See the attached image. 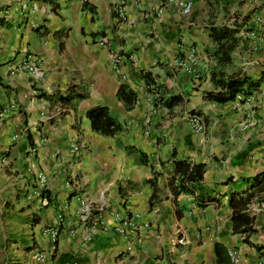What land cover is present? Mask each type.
I'll return each mask as SVG.
<instances>
[{
    "label": "crops",
    "instance_id": "obj_1",
    "mask_svg": "<svg viewBox=\"0 0 264 264\" xmlns=\"http://www.w3.org/2000/svg\"><path fill=\"white\" fill-rule=\"evenodd\" d=\"M164 1L0 0V264H58L64 254L77 264H229L228 251L264 264V201L249 206L246 243L228 205L264 173V0H179L187 14ZM234 18L237 43L219 67L209 29ZM109 50L128 62L113 69ZM28 55L41 60L38 80L11 71ZM220 68L260 83L250 104L204 100ZM97 106L120 124L115 135L92 130L86 113ZM174 161L205 166L193 193L171 190ZM208 197L216 202L202 206ZM121 219L134 230L118 233ZM45 228L57 230L54 252Z\"/></svg>",
    "mask_w": 264,
    "mask_h": 264
},
{
    "label": "trees",
    "instance_id": "obj_2",
    "mask_svg": "<svg viewBox=\"0 0 264 264\" xmlns=\"http://www.w3.org/2000/svg\"><path fill=\"white\" fill-rule=\"evenodd\" d=\"M235 27L222 26H210L209 37L216 44L217 48L214 52L217 65L222 67L229 64L231 61L230 52L236 46L237 39L235 34L239 31L237 24L243 23L237 18L233 20ZM210 81L214 86V90L204 93V100L216 104H225L227 102L234 101L237 95L249 96L252 91L257 90L259 82L247 81L246 78H239L234 75H227L222 68L212 71L210 73ZM158 92V86H155ZM119 98L124 102L127 108H130L134 102L133 95L126 89L124 85H121L119 92ZM178 96H171L166 100V104L170 105L173 101L177 100ZM72 95L66 97H60L62 102H69ZM87 117L90 121L93 131L99 133L104 137H111L121 130L120 124L112 117L107 107L97 106L87 111ZM205 172V166L203 164H191L186 161H174V175L169 179V186L173 193H193L194 185L199 184L202 181ZM152 183V182H151ZM264 183V173L258 174L250 186H254V190H246L241 193L240 196H231L228 198V205L232 211L231 225L232 232L234 234H240L244 236V242L247 241V237L254 233L252 228L254 217L249 214V206L255 201V199H262L264 201V188L261 187ZM41 200L45 199L47 204L50 202V197L46 190L40 191ZM216 202V198L208 197L202 201V206ZM72 256L68 254L61 255L58 259V264L70 263Z\"/></svg>",
    "mask_w": 264,
    "mask_h": 264
},
{
    "label": "built area",
    "instance_id": "obj_3",
    "mask_svg": "<svg viewBox=\"0 0 264 264\" xmlns=\"http://www.w3.org/2000/svg\"><path fill=\"white\" fill-rule=\"evenodd\" d=\"M166 4L167 3H176L179 5L182 9V11L187 14L190 11V3L188 2H181L179 0H166L164 1ZM164 6V5H163ZM114 12L117 13L118 18L124 19V14L122 8H114ZM159 13H161V10H159ZM260 22H263L262 19H258ZM264 23V22H263ZM99 44L105 48L109 47V42L107 37H101L99 40ZM128 62V58L125 57L123 54L120 52H115L112 50H109V63L113 69H116L120 67L121 65H124V63ZM13 74H25L28 77H30L33 80H38L39 78L42 77V67H41V60H39L35 56H26L22 60L16 62L11 69ZM236 102H242L246 105L250 104L252 101L251 95L249 96H244V95H237L235 98ZM189 123L193 127V129L196 132H201L204 129V121L203 117L194 114L191 117L188 118ZM148 123V122H147ZM80 151V147L76 143H72L70 152L75 154ZM39 180V188L40 190H43L46 187V178L43 175H39L38 177ZM37 195H40V191L37 192ZM41 201V199H39ZM81 210L80 214L83 217H86L88 214H90L92 207L90 205L84 204L83 201H81ZM131 227L132 230H134L135 225H133L132 222L128 220H119L117 226L115 227V230L120 233V234H125L126 229ZM43 233L46 235H49L51 237L52 241V246H51V251L54 252L55 250V243H56V238H57V230L56 229H43ZM72 233V232H70ZM227 256L229 259V264H238V253L236 251H228ZM44 259V254L39 253L37 260H43ZM65 264H77L74 261H71L70 263H65Z\"/></svg>",
    "mask_w": 264,
    "mask_h": 264
}]
</instances>
